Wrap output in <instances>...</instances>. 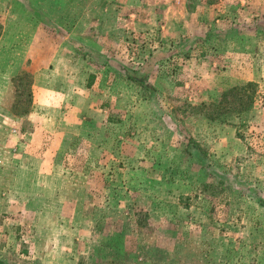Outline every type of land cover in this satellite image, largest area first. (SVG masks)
<instances>
[{
	"label": "rangeland",
	"instance_id": "rangeland-1",
	"mask_svg": "<svg viewBox=\"0 0 264 264\" xmlns=\"http://www.w3.org/2000/svg\"><path fill=\"white\" fill-rule=\"evenodd\" d=\"M24 1L0 0V258L8 264H264V123L255 119L263 94L257 86L251 109L217 120L198 108L232 85L231 64H252L263 83L264 0H198V28L187 35L181 25L167 32L150 24L167 0ZM133 10L139 16L127 24ZM61 12L74 22L75 61L94 66L107 102L115 97L107 114L87 117L84 135L66 143L61 166L71 170L60 175L76 172L91 209L76 219L81 228L89 221L86 232L64 236L52 232L59 220L50 213L59 203L36 201L34 188L22 184L27 171L20 155L35 125L24 117L34 96L27 55L53 46L51 33L66 36L52 24ZM96 51L136 70L161 53L150 59L147 75L155 92L98 64L90 55ZM220 134L227 143L214 140ZM188 141L207 151L205 169ZM226 144L238 153L227 157Z\"/></svg>",
	"mask_w": 264,
	"mask_h": 264
},
{
	"label": "crops",
	"instance_id": "crops-1",
	"mask_svg": "<svg viewBox=\"0 0 264 264\" xmlns=\"http://www.w3.org/2000/svg\"><path fill=\"white\" fill-rule=\"evenodd\" d=\"M153 4L156 8L157 4ZM165 4L161 5V8L157 7L158 10L150 18V24H159L167 32L172 26L181 25L182 30L180 32L182 34H195V30L198 28V0H167ZM135 10L130 11L128 19H124L127 24L133 20V16L134 18L136 15L139 16ZM63 16V12L59 13L52 24L63 28L67 33L66 36L55 33H51L49 36L45 34L44 36L56 43L51 47L44 45L38 49H32L27 55L30 60L26 62V68L32 74L31 85L34 96L32 111L24 117L35 125L28 136L27 141L29 142L26 145L28 147L24 149L25 153H20L21 156L25 157L24 170L27 171L22 178V184L34 188L33 195L30 197L41 203L47 202L48 199L54 203H59L60 208L50 215L53 219L59 220L52 232L62 236L85 233L89 221H82L81 228L76 219L86 218L85 210L90 215L91 209V200L84 198L78 192L79 184L76 172L68 176L60 175L71 170L65 165L61 166L63 157L67 153L66 143L70 141L72 136L79 138L84 135L83 122L90 121L86 118L92 117L93 119L95 117L93 114H107V106L113 107L114 103L112 102L115 100L113 97L107 102L104 93L105 88L102 89L101 94L99 75H97V71L93 70L94 66H86L82 60L75 61L73 55L76 54V51L74 45L71 44V41L76 38H73L74 22L69 19L65 20L62 18ZM41 27L48 30L43 25ZM53 30L60 33L58 28ZM39 39L36 38L35 41H39ZM231 65L228 80H231L232 85L242 80L244 82L254 81L258 84V92L264 97V81L263 83L259 81L261 79L258 71L253 68L252 64H239V67ZM82 66L90 71L84 74L82 71L76 70ZM11 71L13 70L11 69ZM220 71L218 69L212 73V77L216 74V83L221 78L218 76L221 74ZM221 84L223 83L220 81V85L217 86L221 87ZM198 89L201 91L200 88ZM90 99H93L94 102L87 103L90 102ZM92 106H97V108ZM255 109L259 112L255 119H258L257 122L264 123V100L260 104V109L259 105ZM85 112L86 115H84ZM94 120L97 121L98 119L94 118ZM222 135H218L214 140L220 138L223 139L220 140L221 143H227L226 138H223ZM225 150L228 152L227 157L230 154L234 156L239 151V149L234 148L230 150L228 144H226ZM64 219H69L65 222L67 225L64 224Z\"/></svg>",
	"mask_w": 264,
	"mask_h": 264
},
{
	"label": "trees",
	"instance_id": "trees-1",
	"mask_svg": "<svg viewBox=\"0 0 264 264\" xmlns=\"http://www.w3.org/2000/svg\"><path fill=\"white\" fill-rule=\"evenodd\" d=\"M78 49L83 50L84 47L82 45H79ZM88 51H90L88 48L84 50L85 53H87ZM160 54L161 53L151 54L147 62L138 70L128 68L120 62H117L113 59H109L108 57H105L104 55L100 54L98 51H96V53H91L90 55L93 59H96V62L101 66H105L107 68L114 67L119 72V74H122L126 79L135 82L139 87L152 94L155 92L156 89L153 85H151V82H149L147 75L151 71L150 61L153 58L160 59ZM163 55H165V53H163ZM256 88L257 85L254 81H246L245 83L232 85L227 89L221 91L216 101L202 102L198 105V108L200 109V111L204 110L203 108H205L206 111H203L202 113L203 116L209 120H217L218 118H222L223 115L228 112L236 114L246 112L252 108ZM210 106L211 108H209ZM189 142L191 141H188V143ZM191 143L192 145H195V147L198 148L195 153V157L197 161L201 164V166L205 169V167L207 166L205 163L207 151L201 148L199 144L197 145L193 142ZM190 145L191 144H189V146ZM0 264L8 263L0 258Z\"/></svg>",
	"mask_w": 264,
	"mask_h": 264
}]
</instances>
